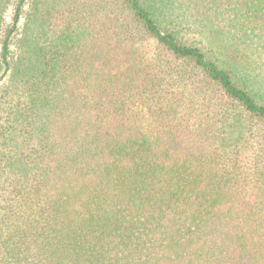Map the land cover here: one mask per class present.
I'll return each instance as SVG.
<instances>
[{
  "label": "trees",
  "instance_id": "1",
  "mask_svg": "<svg viewBox=\"0 0 264 264\" xmlns=\"http://www.w3.org/2000/svg\"><path fill=\"white\" fill-rule=\"evenodd\" d=\"M0 264H264V0H0Z\"/></svg>",
  "mask_w": 264,
  "mask_h": 264
},
{
  "label": "rangeland",
  "instance_id": "2",
  "mask_svg": "<svg viewBox=\"0 0 264 264\" xmlns=\"http://www.w3.org/2000/svg\"><path fill=\"white\" fill-rule=\"evenodd\" d=\"M10 18H11V12L9 11L8 12V15H7V21H10ZM22 21L20 22V25H21Z\"/></svg>",
  "mask_w": 264,
  "mask_h": 264
}]
</instances>
